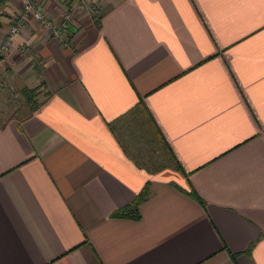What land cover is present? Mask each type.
Returning <instances> with one entry per match:
<instances>
[{"label": "crops", "instance_id": "crops-1", "mask_svg": "<svg viewBox=\"0 0 264 264\" xmlns=\"http://www.w3.org/2000/svg\"><path fill=\"white\" fill-rule=\"evenodd\" d=\"M87 1L67 43L27 13L0 51L25 108L0 121V264H264V0Z\"/></svg>", "mask_w": 264, "mask_h": 264}, {"label": "rangeland", "instance_id": "rangeland-1", "mask_svg": "<svg viewBox=\"0 0 264 264\" xmlns=\"http://www.w3.org/2000/svg\"><path fill=\"white\" fill-rule=\"evenodd\" d=\"M11 24L12 23L8 25L7 29L9 28ZM68 32L69 31H67V37L69 35ZM59 43H63V42L59 41ZM7 77L8 76L5 73H3V68H2L0 70V85L4 84L3 86H0V118L2 120L10 117L11 115L20 114L22 110L25 109L23 108V105H22V99H21L19 90L16 89L17 87L15 88V86L11 84H10V87L7 85L9 84L8 83L9 81H7ZM42 84H43L42 88L40 89H45L46 85L44 84L43 81H42ZM39 86L40 85H37L36 88L38 89ZM40 91L37 90V95H36L37 100H39V97H41V95H39ZM126 127L128 128L127 130L131 132L129 133V137L131 136L133 137V135H135L134 137H139L137 140L143 143L141 145L140 142L135 141L133 138H130L128 140L130 144L129 146L131 148H135L134 151H137V150L139 151V149L143 147V149H146V151H148L147 154L145 153V157L148 156V158L151 159L154 155L157 158L155 161V164L162 163V162L164 163L166 161L167 151L164 146V142L162 141L160 137H156V136L155 137L153 136L149 140L145 139V122L143 120L137 119V121H133L131 124H127ZM143 141H146L147 145H145Z\"/></svg>", "mask_w": 264, "mask_h": 264}, {"label": "built area", "instance_id": "built-area-1", "mask_svg": "<svg viewBox=\"0 0 264 264\" xmlns=\"http://www.w3.org/2000/svg\"><path fill=\"white\" fill-rule=\"evenodd\" d=\"M66 1L68 2L67 9L64 10L61 15L54 17L47 14L46 11L39 6L36 0H21V10L16 14L14 21L6 30L0 43V50L4 51L9 48L12 43L13 36L20 30L27 13H31L33 18L47 29L49 35L63 43H66L67 29L73 20L74 13L88 6L94 7V2L92 1ZM22 49H28V46L24 45Z\"/></svg>", "mask_w": 264, "mask_h": 264}, {"label": "trees", "instance_id": "trees-1", "mask_svg": "<svg viewBox=\"0 0 264 264\" xmlns=\"http://www.w3.org/2000/svg\"><path fill=\"white\" fill-rule=\"evenodd\" d=\"M7 1L8 0H0V15L2 12L1 8ZM20 90H21L23 96L25 97L26 103L29 105L30 109L34 110L35 108H37V106L39 104L37 99H36L37 88L36 87H28V86L24 85L20 88ZM0 121H1V118H0ZM148 188H149V184L147 183L144 186V188L137 194L136 198L134 199V201L131 204L126 205L120 209H117L114 212V215H129L132 217H138L139 216V212H138L139 204L141 203L143 198L148 193ZM192 194L194 196H196L195 192H192Z\"/></svg>", "mask_w": 264, "mask_h": 264}]
</instances>
